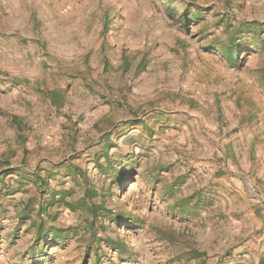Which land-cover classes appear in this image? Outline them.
Wrapping results in <instances>:
<instances>
[{
    "label": "rangeland",
    "instance_id": "374dc122",
    "mask_svg": "<svg viewBox=\"0 0 264 264\" xmlns=\"http://www.w3.org/2000/svg\"><path fill=\"white\" fill-rule=\"evenodd\" d=\"M51 6L0 47V264H264V0Z\"/></svg>",
    "mask_w": 264,
    "mask_h": 264
},
{
    "label": "crops",
    "instance_id": "0c3cea01",
    "mask_svg": "<svg viewBox=\"0 0 264 264\" xmlns=\"http://www.w3.org/2000/svg\"><path fill=\"white\" fill-rule=\"evenodd\" d=\"M52 3L62 12L65 0H0V47H23L24 26L29 21L28 26L35 27L37 22L49 20ZM39 36L40 43L46 44L44 35L39 33Z\"/></svg>",
    "mask_w": 264,
    "mask_h": 264
},
{
    "label": "trees",
    "instance_id": "16d2710c",
    "mask_svg": "<svg viewBox=\"0 0 264 264\" xmlns=\"http://www.w3.org/2000/svg\"><path fill=\"white\" fill-rule=\"evenodd\" d=\"M235 53H236L235 48L232 47L231 49H229L226 52L225 55L228 56V57H233L235 55ZM41 183L44 184L43 181H41ZM91 198H93L92 195H91ZM61 201L65 204L66 207H68V208H72L73 207L74 208V206H72V203L66 201V199L63 198ZM54 238H57L56 234H55Z\"/></svg>",
    "mask_w": 264,
    "mask_h": 264
}]
</instances>
